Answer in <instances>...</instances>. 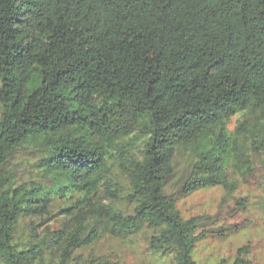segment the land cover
I'll use <instances>...</instances> for the list:
<instances>
[{
    "label": "trees",
    "instance_id": "trees-1",
    "mask_svg": "<svg viewBox=\"0 0 264 264\" xmlns=\"http://www.w3.org/2000/svg\"><path fill=\"white\" fill-rule=\"evenodd\" d=\"M0 107V264H78L102 233L142 225L154 253L196 264L203 218L183 219L163 185L180 147L194 157L183 193L232 187L243 128L227 122L257 111L264 123V0H0ZM22 149L36 178L17 184L7 166ZM114 165L129 212L113 205ZM73 195L60 230L17 240L21 217Z\"/></svg>",
    "mask_w": 264,
    "mask_h": 264
},
{
    "label": "rangeland",
    "instance_id": "rangeland-1",
    "mask_svg": "<svg viewBox=\"0 0 264 264\" xmlns=\"http://www.w3.org/2000/svg\"><path fill=\"white\" fill-rule=\"evenodd\" d=\"M1 113V107H0ZM242 124L241 161L229 163L227 179L229 190L221 185L182 192V186L192 167L194 157L183 148H177L172 157V174L163 185L164 193L175 202L183 219L201 216L200 229L204 237L193 249L196 264H233L237 251L243 248L241 257L247 264H264V123L257 111H245L231 116L227 128L233 131ZM35 153L31 149L16 151L8 168L20 180L36 178L32 167ZM113 177L123 187L121 199L113 203L125 212L131 204L124 194L128 183L120 169L114 165ZM70 199L55 198L47 215L21 217L17 226V240H25L31 230L40 233L48 226L51 231L60 230L70 217L63 211ZM103 203L108 200L102 199ZM154 230L146 225L133 234L114 237L102 233L93 244L78 249L73 261L78 264H98L108 261L114 264H174L172 254L159 255L149 248V238ZM49 253V254H48ZM58 261L57 252L46 253V261Z\"/></svg>",
    "mask_w": 264,
    "mask_h": 264
}]
</instances>
